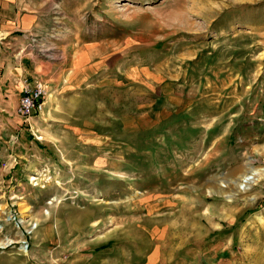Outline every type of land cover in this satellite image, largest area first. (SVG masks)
I'll use <instances>...</instances> for the list:
<instances>
[{
	"label": "rangeland",
	"instance_id": "1",
	"mask_svg": "<svg viewBox=\"0 0 264 264\" xmlns=\"http://www.w3.org/2000/svg\"><path fill=\"white\" fill-rule=\"evenodd\" d=\"M46 11L0 52V264H264V177L236 184L264 170V0ZM25 58L52 79L30 119L2 83Z\"/></svg>",
	"mask_w": 264,
	"mask_h": 264
},
{
	"label": "crops",
	"instance_id": "2",
	"mask_svg": "<svg viewBox=\"0 0 264 264\" xmlns=\"http://www.w3.org/2000/svg\"><path fill=\"white\" fill-rule=\"evenodd\" d=\"M48 3L49 0H0L1 53H7L8 50L9 56L12 57L9 49L15 50L23 47L27 43L28 38L34 35L33 32L41 29L43 23L47 21L46 10ZM82 53L77 61L78 68L76 72L83 68L86 69L91 65L92 63L88 65L90 59H99L96 48H85ZM96 60L93 63L97 62ZM38 64L39 61L29 58L16 60L14 65L4 62L2 67L5 68V72L2 83L18 89L21 94L25 81L38 80L39 78L43 81L44 77L38 74V70L42 64ZM56 67L57 65L55 64L52 68ZM95 68L98 69V66L96 65ZM51 81L52 79L46 83L49 85ZM49 88L51 90L50 85Z\"/></svg>",
	"mask_w": 264,
	"mask_h": 264
},
{
	"label": "built area",
	"instance_id": "3",
	"mask_svg": "<svg viewBox=\"0 0 264 264\" xmlns=\"http://www.w3.org/2000/svg\"><path fill=\"white\" fill-rule=\"evenodd\" d=\"M49 93L50 88L47 83L39 80L25 81L18 109L20 115L30 119L41 113Z\"/></svg>",
	"mask_w": 264,
	"mask_h": 264
},
{
	"label": "bare ground",
	"instance_id": "4",
	"mask_svg": "<svg viewBox=\"0 0 264 264\" xmlns=\"http://www.w3.org/2000/svg\"><path fill=\"white\" fill-rule=\"evenodd\" d=\"M263 177H264V170L251 169L249 173L243 174L240 180L236 184L240 191H247L251 185L255 184L257 181H259Z\"/></svg>",
	"mask_w": 264,
	"mask_h": 264
}]
</instances>
